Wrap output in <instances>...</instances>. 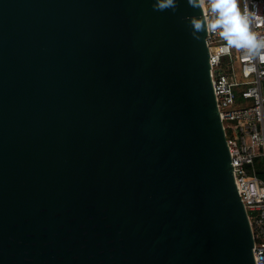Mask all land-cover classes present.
Wrapping results in <instances>:
<instances>
[{
	"label": "water",
	"instance_id": "obj_1",
	"mask_svg": "<svg viewBox=\"0 0 264 264\" xmlns=\"http://www.w3.org/2000/svg\"><path fill=\"white\" fill-rule=\"evenodd\" d=\"M0 0V264H255L187 0Z\"/></svg>",
	"mask_w": 264,
	"mask_h": 264
},
{
	"label": "built area",
	"instance_id": "obj_2",
	"mask_svg": "<svg viewBox=\"0 0 264 264\" xmlns=\"http://www.w3.org/2000/svg\"><path fill=\"white\" fill-rule=\"evenodd\" d=\"M253 4L258 14L250 30L264 37V0H251L250 10ZM239 6L243 11L245 0ZM205 42L216 108L253 238V259L264 264V179L256 175V160L264 166V55L227 49L211 32H206Z\"/></svg>",
	"mask_w": 264,
	"mask_h": 264
},
{
	"label": "clouds",
	"instance_id": "obj_3",
	"mask_svg": "<svg viewBox=\"0 0 264 264\" xmlns=\"http://www.w3.org/2000/svg\"><path fill=\"white\" fill-rule=\"evenodd\" d=\"M189 6L200 9L202 15L184 17L191 26V35L194 39H200V33L211 32L218 34L225 42L227 49H244L253 56L264 55V37L258 36L250 30V25L257 17L258 10L253 4L249 9L251 0H245L244 10L239 6L240 0H187ZM176 0H156L153 9L176 11ZM206 10V12H205Z\"/></svg>",
	"mask_w": 264,
	"mask_h": 264
},
{
	"label": "trees",
	"instance_id": "obj_4",
	"mask_svg": "<svg viewBox=\"0 0 264 264\" xmlns=\"http://www.w3.org/2000/svg\"><path fill=\"white\" fill-rule=\"evenodd\" d=\"M256 175L259 178L264 179V166L262 160L260 159L256 160Z\"/></svg>",
	"mask_w": 264,
	"mask_h": 264
}]
</instances>
